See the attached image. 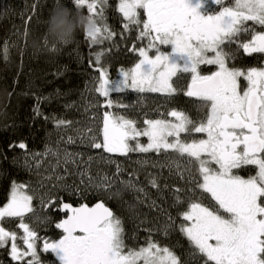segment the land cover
Wrapping results in <instances>:
<instances>
[{
  "label": "snow or ice",
  "instance_id": "snow-or-ice-1",
  "mask_svg": "<svg viewBox=\"0 0 264 264\" xmlns=\"http://www.w3.org/2000/svg\"><path fill=\"white\" fill-rule=\"evenodd\" d=\"M70 2L72 8L63 0H54L51 10L60 6L79 10L97 24L95 31L83 32L89 48L105 42L110 46L90 53L94 57L89 61L94 73L93 90L98 94L95 104L90 106L104 111L97 131L90 127L86 133H80V143L97 150L96 156L89 155L82 162L87 167L78 173L84 190L79 185L73 189L66 183L55 187L81 197L95 191L109 199L121 198L119 190H112L118 181L124 190L147 197L145 189L131 179L132 174L127 180L119 179L124 169L113 156L128 157L131 153L167 156L170 171L174 165L175 174L186 186L174 189L172 207L176 217L168 213L163 223L144 229L148 233L144 244L129 245L127 241L135 242L136 232L145 223L139 212L132 210L133 206H129L130 218L138 223L130 236L125 221L104 202L74 207L45 192L40 197L42 208L64 214L54 222L48 213L36 215L35 195L29 194V184L12 181L7 202L0 206V249L7 252L13 264H44L41 252L50 253L57 264H264V0H117L113 10L119 14V32L105 15L111 0ZM39 6L33 3L21 14L23 31H16L17 41L5 40V62H10L9 50L21 36L26 44L29 25ZM45 22L37 18L39 27L45 29ZM133 33V43L126 51L135 55L136 62L129 68L120 67L117 78H112L110 64H104L103 58L112 56V49L120 51L114 37L120 36L124 42ZM43 40L49 52H57L58 46L70 43L55 42L50 46L45 31ZM23 53L24 48L22 56ZM257 57L260 62L254 66H237L242 58ZM201 66H209L207 74ZM185 75L186 85L178 87L176 81ZM17 84L14 77L9 103L13 95H20ZM128 90L159 93L168 100L182 93L192 98L202 114L193 118L183 110L171 109L160 113V118L146 115L142 121L132 119L117 111L130 106L111 95ZM59 95L57 90L56 96ZM50 98L36 96L35 116L42 115L39 105ZM51 119L56 128L72 126V121ZM141 138H146V143ZM67 143L73 144L75 140L69 136ZM26 147L23 141L9 144L13 149ZM83 155L63 152L66 174H70L68 164L80 168L77 158ZM38 156L55 157L56 163L51 165L55 179L65 180V176L56 173L61 165L59 150L46 147L43 153L31 154L33 160ZM28 160L25 153L24 166L31 171ZM94 160L115 165V171L93 178L89 169ZM244 172L249 174L243 175ZM46 179L51 180L52 175ZM149 183L159 190L156 178ZM135 199L143 203L141 195ZM151 207H156L155 201ZM9 223L15 227L4 226ZM33 223H54L55 229L60 230L59 239L41 237ZM177 230L187 240V258H181L173 246L162 244L153 236L156 233L167 238Z\"/></svg>",
  "mask_w": 264,
  "mask_h": 264
},
{
  "label": "trees",
  "instance_id": "trees-1",
  "mask_svg": "<svg viewBox=\"0 0 264 264\" xmlns=\"http://www.w3.org/2000/svg\"><path fill=\"white\" fill-rule=\"evenodd\" d=\"M116 2L117 0H111V5L106 9L105 15L108 18L107 22L119 32L122 25L118 18L119 14L113 10ZM33 3H38L40 6L32 23L29 25L28 37L32 34L43 35L45 29L37 25V18L47 20L54 0H0V205L8 199L12 181L22 183L28 181L30 178L23 167L17 164V162L13 163V158H16V156L24 151L41 150L47 144L48 132L56 128L55 122L51 118L58 117L72 122L84 120L83 117H85L87 108L90 106V104L87 105L86 103V97L89 99L88 103L90 102L93 105L95 104L94 98L98 95L93 90L92 77L94 73L93 68L89 67V61L94 60V57L90 53L110 46L108 42H105L103 45L94 46L90 49L84 39L83 32H77L73 41L67 45L58 46L57 52H49L44 48L42 53H35L28 46V37L25 44V38L21 36L17 45L11 47L9 50L10 62H5L3 60L4 42L6 39L10 43L17 41L16 31L18 29L21 32L23 31L24 19L21 18V14L26 12ZM63 3L67 7L72 8L70 0H63ZM73 10L75 11V9ZM83 11L86 13V9ZM124 35L127 36L128 34L125 33ZM134 35L133 33L124 42H121L120 36L114 37L119 44L120 51L112 49L113 55L103 58L104 64H110L109 75L112 78H117V70L120 67L129 68L133 62L135 55L128 53L126 48L131 47ZM51 44L49 45L51 46ZM22 48H24L23 56L21 55ZM256 64L258 62H255L252 58H242L241 63L237 66H254ZM201 67L203 73L206 74L209 67ZM58 72H62L63 75H57ZM18 73L19 75L17 76ZM14 77L18 80L16 91L20 95H13L9 103V90L13 84ZM57 90H59L61 95L56 96ZM115 94H111L112 98ZM37 95L51 97L49 100L40 103L39 108L42 113L40 116H35L33 112V108L36 107ZM190 99L192 98L178 94L169 101V104L172 108L183 110L193 118H196L200 113L197 111V104L191 102ZM99 100L103 102L102 97ZM69 104L72 107H65V105ZM100 110L103 114L104 109ZM45 117H49V119L46 120ZM13 122H15V127H13ZM21 141L26 144V150L9 148V144L16 145ZM133 156H135V153L129 154L126 158L130 159ZM4 157L7 158L5 159ZM103 167L105 166L100 164L98 170ZM123 169V177L132 174V178L147 186H151L149 181L152 178H156L159 184L157 195L160 197L157 201H159L160 205L164 206L163 210L166 216L170 213L173 217H176V209L172 207L174 189H183L184 185L182 182L176 178H170L168 181L166 179L161 180V178H158V174H147L145 169H142V171L138 167H134V165L130 166L126 159ZM153 189L156 192V189ZM120 192L121 198L111 199L102 194L97 196L85 194L83 197H78L81 202L75 196L62 192H60L61 196L59 198L72 204H80L82 202L91 204L96 200H103L113 209V212L125 221L126 230L131 236L136 225L130 218L129 206L134 201L124 189H120ZM152 196H154L153 193ZM55 212L57 213L56 219H60L62 213L59 211ZM149 215V219L153 220V223L149 225L150 227L164 222L160 217L151 218L154 215L152 210H150ZM179 222L177 219L176 224ZM146 226L149 228L148 225H141L140 229L136 232L137 240L134 242L129 239L127 241L129 245H133L134 243L136 245L144 244L148 234L144 231ZM53 228L55 235L59 233L58 229ZM54 236L50 238H54ZM153 236L162 244L173 246L174 251L181 258H187L188 243L178 230L173 231L167 238L156 233H153ZM5 253L4 249H0V260L6 256ZM41 253L44 255L41 258L44 264H57L55 258L50 253ZM200 264H203V261Z\"/></svg>",
  "mask_w": 264,
  "mask_h": 264
},
{
  "label": "rangeland",
  "instance_id": "rangeland-1",
  "mask_svg": "<svg viewBox=\"0 0 264 264\" xmlns=\"http://www.w3.org/2000/svg\"><path fill=\"white\" fill-rule=\"evenodd\" d=\"M170 50V49H169ZM136 62V57L133 59V62L131 63L130 67ZM209 67V66H206ZM203 71V70H202ZM209 71V68L207 70V73ZM188 77L185 75L184 78L176 81L177 86L178 87H184L187 83ZM182 94V93H181ZM183 95V94H182ZM95 96V94H94ZM98 95H96L95 102L97 100ZM86 103L87 105L91 103L88 99V97H86ZM114 100H119L121 101L123 104L129 105L130 107L127 109H117L118 112H121L123 114H125L126 116H129L132 119H136V120H140L142 121L145 116L147 115V118H152V119H156V118H160V113H166L167 111L174 109L170 106L169 101L167 98H165L164 96H162L159 93H143V94H138L136 92H132L130 90L124 92V93H119V94H115L113 96ZM190 101L192 102V99H190ZM101 102V101H100ZM93 103V101H92ZM102 103V102H101ZM194 103V102H193ZM196 104V103H195ZM102 108L100 107H92L89 106V108H87V112L84 118V120H75L72 122V126L69 128H53L48 132L47 138V144L38 151H24L22 152L20 155L16 156V162L17 164H19L21 167H23L25 169V171L28 173L29 175V180L26 182H22V183H26L30 185V188L28 189L29 194H34L35 195V199L33 201V206L36 212L37 216H43L45 213H48L49 215H51L53 217V221H57L58 219H56L57 213L55 211L52 212H48V209L42 208L41 203H40V197L45 193V192H50V194L53 197H60L61 193H67L69 194V192L64 191L62 189H58L57 187H55V185L59 184H68L73 186V189H75V187L77 185H79V187H81V190H84L85 185L81 184V177L79 176V170H81L83 167H87V165H84L82 162L87 160V157L89 155L92 156H96L97 150L95 149H88L86 147H84L81 143H80V133H86L88 128H93L94 131H97L98 128L101 126V122H102V117L103 114L101 113ZM180 110V109H179ZM202 114V113H200ZM71 136L74 140L75 143L73 144H68L67 143V139L68 137ZM143 142L146 143V138H141ZM51 148L53 151L59 150L60 154H61V165L59 168L56 169V173L62 176H65V180L64 181H60L57 182L55 179V175L53 174V170L51 165L56 163V158L53 156H38L36 157L35 160H33L31 158V154L33 153H43L45 151V148ZM67 150L69 152H83L84 155L83 157H78L77 158V163L78 165H80V168H78L76 165L73 164H68L66 167L69 170L70 174H66L64 171L65 165L63 164V152ZM25 153H27L28 157H29V164L31 165V171H29L25 166ZM105 155H109L107 153H105ZM170 155H175V154H170ZM113 159H115L121 166V168H124V161L126 159V161L128 162V164H130V166L134 165V167H138L140 170L145 169V171L147 172V174H158V178H161V180L166 179L167 181L170 178H176L177 180H179L180 182L183 183L185 188V182L183 180H181L176 174H175V166L173 165L172 170L170 171L169 167L167 166L168 164V157L165 155H157L156 153H147V154H139V153H135V156L131 157L130 159H127L126 157L123 156H113ZM147 161V163H143V161ZM137 161H141V163H137ZM39 163L40 167L37 168L36 164ZM104 165L106 167V169H104L105 167H103L102 169L98 170V166L99 165ZM164 165V166H162ZM137 169V170H139ZM139 170V171H140ZM155 170V171H154ZM108 171V172H106ZM115 171V165H106L104 163H98L97 161H93L91 163V167L89 169L90 175L95 178V179H99V177L103 176L104 174H109L111 175L112 172ZM143 171V170H142ZM52 175V179H46V177ZM244 175H248V173L244 174ZM119 179L122 180H127L129 179V176L123 177L122 175L120 176ZM131 179L137 183L138 187H142L145 189V192L147 193V197H144L142 194H136V193H131L125 190V192H127L133 199V203H131V206H133L132 210L139 212L140 214V218L145 220L144 225H150L153 223V220H150V210H152L154 212V215L151 216V218H162L164 221L167 219L166 214L164 213L163 207L162 205L159 204V201H157L158 199H160V197L157 195L159 190H155L156 192H154L152 186H147L144 185L142 183H140L138 180H136L135 178ZM85 180V184L87 183V177L84 178ZM41 183H43V187H40ZM33 189H35L36 191L33 193ZM120 189H124L123 185H121L118 181L116 183V185L113 187V192L119 190ZM152 193L154 196H152ZM86 194H90V195H100L97 194L95 191H88ZM137 195H141V198L143 199V203H137V200L135 199V197ZM75 196V198L78 199V201L81 202V200H79V196L78 195H73ZM152 201L156 202V207H151ZM7 200L4 201V203H6ZM79 202V203H80ZM2 203L0 206H3ZM58 203V201H57ZM78 204V203H77ZM161 216H160V215ZM137 222H135L136 225ZM163 223V222H161ZM180 223V222H179ZM179 223H177V225H179ZM6 228H13L15 227L14 224L9 223V224H5L4 225ZM33 227L36 228L38 234H42L45 237H52L54 236L55 232H54V223L51 225H39V224H35L33 223L32 225ZM147 228V226H146ZM150 228V226H149ZM18 230V229H17ZM19 231V230H18ZM148 235V234H147ZM142 245V244H141ZM6 256L0 260V264H13V262H11L10 257L8 256L7 252L5 253ZM41 258L44 257V255H42V253H40Z\"/></svg>",
  "mask_w": 264,
  "mask_h": 264
},
{
  "label": "clouds",
  "instance_id": "clouds-1",
  "mask_svg": "<svg viewBox=\"0 0 264 264\" xmlns=\"http://www.w3.org/2000/svg\"><path fill=\"white\" fill-rule=\"evenodd\" d=\"M97 24L79 10L67 7H54L45 22V33L49 44L71 42L77 32H93ZM28 46L35 53L44 51L43 35L32 34L28 37Z\"/></svg>",
  "mask_w": 264,
  "mask_h": 264
},
{
  "label": "water",
  "instance_id": "water-1",
  "mask_svg": "<svg viewBox=\"0 0 264 264\" xmlns=\"http://www.w3.org/2000/svg\"><path fill=\"white\" fill-rule=\"evenodd\" d=\"M101 201L104 202L103 200L99 199V200H96V201L92 202L91 204H87V203H85V202H82V203H80V204H87L89 207H91V206L95 205L97 202H101ZM63 202L72 204V203L69 202V201H63ZM104 203H105V202H104ZM80 204H72V205H73L74 207H77V206H79ZM105 205H106L107 207H109L111 210H113L108 204L105 203ZM61 218H62V217H61ZM61 218H60V219H61ZM57 239H59V237H58Z\"/></svg>",
  "mask_w": 264,
  "mask_h": 264
},
{
  "label": "flooded vegetation",
  "instance_id": "flooded-vegetation-1",
  "mask_svg": "<svg viewBox=\"0 0 264 264\" xmlns=\"http://www.w3.org/2000/svg\"><path fill=\"white\" fill-rule=\"evenodd\" d=\"M252 60H254L255 62H258V63L260 62L258 57H257V58H252ZM206 74H207V73H206ZM63 215H64V214L62 213V216H61V217H63ZM61 217H60V218H61ZM58 220H59V219H58ZM58 220H57V221H58ZM58 231H59V233H57L56 235L54 234V235H55L54 238H50V237H46V238H49V239H57V238L60 236V230H58ZM39 235H40L41 237H45V236L42 235V234H39Z\"/></svg>",
  "mask_w": 264,
  "mask_h": 264
}]
</instances>
